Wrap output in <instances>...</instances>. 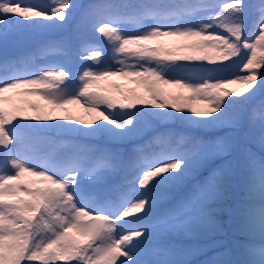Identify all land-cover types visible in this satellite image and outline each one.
Returning a JSON list of instances; mask_svg holds the SVG:
<instances>
[{"label": "snow or ice", "instance_id": "1", "mask_svg": "<svg viewBox=\"0 0 264 264\" xmlns=\"http://www.w3.org/2000/svg\"><path fill=\"white\" fill-rule=\"evenodd\" d=\"M0 48V264H192L237 186L199 264H264V0H0Z\"/></svg>", "mask_w": 264, "mask_h": 264}, {"label": "rangeland", "instance_id": "2", "mask_svg": "<svg viewBox=\"0 0 264 264\" xmlns=\"http://www.w3.org/2000/svg\"><path fill=\"white\" fill-rule=\"evenodd\" d=\"M255 0H252V2H254ZM70 11H71V9H70ZM234 60H238V58H233ZM225 64H227L228 63V65H232L233 64V61H227V62H224ZM210 65H213V64H209V63H207V62H202V66H210ZM217 66H219V62H218V64H217ZM79 67V64H78V66H77V68ZM211 68H215V65L214 66H211L210 67V69ZM207 72V71H206ZM205 72V75H207L208 74V72L206 73ZM199 74H201V72H198ZM202 75V74H201ZM113 80L116 82V83H120V84H124V85H126L127 87H129V88H136L137 87V85H135V84H129L126 80H123V79H120V78H113ZM232 87H234V88H240V87H242L241 85H233ZM28 99H32V100H39V97H30V98H28ZM194 105H196L197 107H199V106H201V104H202V102L201 101H193L192 102ZM69 109H71V114L72 115H75V116H80V117H82V118H84V119H88L89 117L87 116V114L85 113V111H84V108H82L80 105H68L67 106ZM30 114H32L31 113V111H30ZM57 115H67V114H69V113H67V112H64V111H58L57 113H56ZM247 125L245 124V127H246ZM252 146H255V147H258V148H260L259 147V144H253ZM236 195L234 196L233 194H234V191H233V193L231 194V198L226 202V206L229 208V209H231L232 211H231V213L230 212H225V213H223L219 218H220V220L223 222V227L225 228V231L228 229V227H229V224L231 223V221H232V216H234V219H235V221L238 219V215L236 214V211H235V209H236V203H237V201H238V199H239V196L240 195H242L243 193L240 191V188H239V186H237L236 187ZM237 238H238V240H240V241H242V239H245V240H248L249 238H248V236H246V235H242V233L240 234V235H237L236 236ZM213 238V237H212ZM257 239V241H258V237L256 238ZM207 241H209V240H207V239H203V240H201V242L203 243V242H207ZM233 241V240H232ZM37 264H38V262H37Z\"/></svg>", "mask_w": 264, "mask_h": 264}, {"label": "trees", "instance_id": "3", "mask_svg": "<svg viewBox=\"0 0 264 264\" xmlns=\"http://www.w3.org/2000/svg\"><path fill=\"white\" fill-rule=\"evenodd\" d=\"M87 0H74V2H77V3H80V4H83L84 2H86ZM228 64V63H227ZM211 66H214V65H210V66H202L201 67V70H200V72L201 73H203V70H205V71H207V69H210V67ZM216 67H218L217 65H215V68ZM211 69H213V68H211ZM208 72V71H207ZM206 72V73H207ZM197 75H200L199 73H197ZM216 75H221V73H216ZM259 101V99H257V102ZM249 107H251V106H249ZM172 126H176V127H178V129H181V126L179 125V124H175V125H172ZM252 147V150L255 152V151H258V153H261V150H260V148H258V147H255V146H251ZM264 154V153H263ZM230 229H232V230H235V231H237L238 230V228H240V221H239V217H238V219L235 221V219H234V216H233V220H232V223L230 224ZM200 238H205V239H209V238H207V237H200ZM249 238V237H248ZM244 241H246V240H244ZM237 249H238V247H237ZM236 249V251H237V253H238V255H239V253H240V251H239V249L237 250ZM239 251V252H238ZM240 256V255H239Z\"/></svg>", "mask_w": 264, "mask_h": 264}]
</instances>
